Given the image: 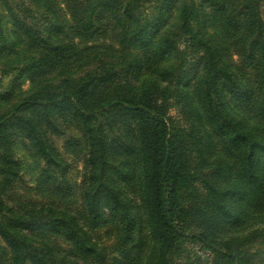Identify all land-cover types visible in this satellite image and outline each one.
I'll use <instances>...</instances> for the list:
<instances>
[{"label": "trees", "instance_id": "16d2710c", "mask_svg": "<svg viewBox=\"0 0 264 264\" xmlns=\"http://www.w3.org/2000/svg\"><path fill=\"white\" fill-rule=\"evenodd\" d=\"M17 68L0 264H264V0H0V72ZM16 143L39 201H8ZM189 241L211 260L180 262Z\"/></svg>", "mask_w": 264, "mask_h": 264}, {"label": "rangeland", "instance_id": "374dc122", "mask_svg": "<svg viewBox=\"0 0 264 264\" xmlns=\"http://www.w3.org/2000/svg\"><path fill=\"white\" fill-rule=\"evenodd\" d=\"M63 7V4H61L62 9ZM150 7L151 6L146 5L144 7V10H149ZM99 37L100 38L98 40L104 41L108 45H115V38L113 32H111L110 29H107L102 34H99ZM19 72L20 68L9 72V74H2V72H0V89L10 88L13 86L15 92L26 91L29 88L30 83L26 74ZM170 114L175 119H178L177 113L174 110H171ZM54 140L58 149L62 152V146L65 141L64 138L56 137ZM182 140H184V136ZM184 143L186 144L185 146L187 148V151H189V144L185 141ZM15 145V151L19 160L22 174L21 179L15 185H13V187H11V189L7 193L8 201H11L12 199L16 201H39L41 200V196L33 188L35 184L34 179L37 175L34 160L29 156L28 152L25 150L26 148H23V145L21 146L18 143H16ZM70 160L72 164L69 169L68 178L70 179L72 184H79L83 171V163L79 157L76 159L71 158ZM72 201H74V198L72 199ZM98 231L100 237L102 239H105V237L107 236L105 229L102 227ZM1 244L2 243L0 240V245ZM180 251L181 256L178 257L180 259V262H183L185 258H188L189 260L203 263L205 261H210L212 258V254L209 251L201 249L198 244L190 241L184 242L181 245Z\"/></svg>", "mask_w": 264, "mask_h": 264}]
</instances>
